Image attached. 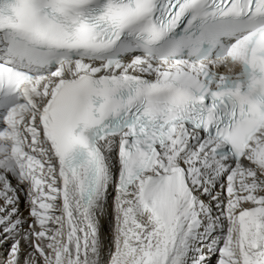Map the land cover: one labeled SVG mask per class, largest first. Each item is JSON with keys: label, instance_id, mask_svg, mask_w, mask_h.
<instances>
[{"label": "snow or ice", "instance_id": "6c2138e0", "mask_svg": "<svg viewBox=\"0 0 264 264\" xmlns=\"http://www.w3.org/2000/svg\"><path fill=\"white\" fill-rule=\"evenodd\" d=\"M0 264H264V0H0Z\"/></svg>", "mask_w": 264, "mask_h": 264}, {"label": "bare ground", "instance_id": "6f19581e", "mask_svg": "<svg viewBox=\"0 0 264 264\" xmlns=\"http://www.w3.org/2000/svg\"><path fill=\"white\" fill-rule=\"evenodd\" d=\"M21 209L24 210L23 203L21 204ZM100 224H101V235H102V239H103V238H106L109 235L108 217L107 216L102 217L101 221H100ZM105 243H106V240H105Z\"/></svg>", "mask_w": 264, "mask_h": 264}]
</instances>
